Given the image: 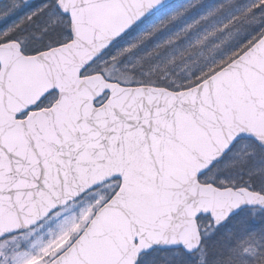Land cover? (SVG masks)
Masks as SVG:
<instances>
[{
    "label": "snow or ice",
    "instance_id": "obj_1",
    "mask_svg": "<svg viewBox=\"0 0 264 264\" xmlns=\"http://www.w3.org/2000/svg\"><path fill=\"white\" fill-rule=\"evenodd\" d=\"M0 264H264V0H0Z\"/></svg>",
    "mask_w": 264,
    "mask_h": 264
}]
</instances>
